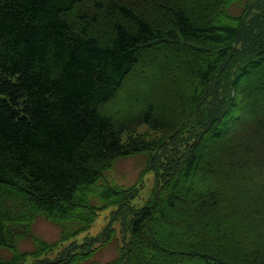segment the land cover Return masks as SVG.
<instances>
[{"label": "trees", "instance_id": "obj_1", "mask_svg": "<svg viewBox=\"0 0 264 264\" xmlns=\"http://www.w3.org/2000/svg\"><path fill=\"white\" fill-rule=\"evenodd\" d=\"M231 1L0 0V264L24 262L37 217L57 245L127 206L106 173L152 152L122 142L141 125L177 149L155 200L121 213L117 257L35 264H264V25L243 46L246 12L220 18Z\"/></svg>", "mask_w": 264, "mask_h": 264}, {"label": "rangeland", "instance_id": "obj_2", "mask_svg": "<svg viewBox=\"0 0 264 264\" xmlns=\"http://www.w3.org/2000/svg\"><path fill=\"white\" fill-rule=\"evenodd\" d=\"M246 1H248L247 6H245ZM244 13V25H246V27L243 30L244 38L243 42H241L243 46L244 41H248V39L250 40L252 37H258L260 27L264 25V6L257 2V0H233L220 16V18L226 19L228 15L243 16ZM263 34L264 32L261 33V35ZM242 44L238 45L239 50ZM239 84L242 85V80ZM238 90L239 89L236 90V95L240 97ZM262 101L263 100H259L258 104H262ZM236 104V107L240 106L238 102H236ZM234 113L237 116H241V112L239 113L238 110ZM167 136L168 134L164 135L155 130H151L145 125L133 128L130 132L124 134L121 138L124 143L131 140H138L152 147V152H150L149 155L142 153L118 159L113 167L106 173L107 184L129 191L128 194L132 193L127 199V206H123L122 209L108 206L99 210L96 214L94 223L88 229L77 233L72 239L69 241L67 240L68 242H60L57 245L55 243L58 242L61 237V228L45 218H35L30 222V225L23 230L24 236L19 241L18 251L25 255L22 264H35L43 260L56 259L60 257L61 253L66 249L78 251L91 248L95 250L92 260L99 263H105L115 259L118 249L122 247L123 243L129 241L128 231L125 225H122L119 221L121 220V213L128 210L131 217L134 212L142 208L150 200H155L157 191L161 186L156 171L159 172L160 169L162 173L161 168L164 163V158L162 157H167L170 150L177 149V146H174L172 142L167 139H165L162 146L157 148L164 137ZM152 154L156 156L153 162L154 167L151 166L150 163V159L153 157H151ZM111 219H113V221ZM105 231H107L109 238L104 241L103 244L101 239L103 240L102 233ZM43 243L55 245L47 252H41V248L44 246ZM137 247L139 248L140 245H137ZM4 255L8 256L9 253L7 252ZM90 263V261H83L79 264Z\"/></svg>", "mask_w": 264, "mask_h": 264}, {"label": "bare ground", "instance_id": "obj_3", "mask_svg": "<svg viewBox=\"0 0 264 264\" xmlns=\"http://www.w3.org/2000/svg\"><path fill=\"white\" fill-rule=\"evenodd\" d=\"M243 53V52H242ZM220 60V59H219ZM220 63V62H219ZM222 64V63H221ZM233 65V64H232ZM228 78V77H227ZM161 137V136H160Z\"/></svg>", "mask_w": 264, "mask_h": 264}]
</instances>
